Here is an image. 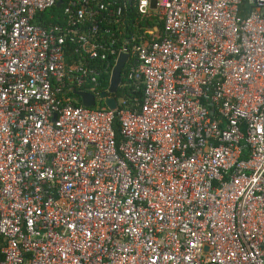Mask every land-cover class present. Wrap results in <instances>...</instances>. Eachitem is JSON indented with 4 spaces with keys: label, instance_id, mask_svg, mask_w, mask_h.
<instances>
[{
    "label": "built area",
    "instance_id": "obj_1",
    "mask_svg": "<svg viewBox=\"0 0 264 264\" xmlns=\"http://www.w3.org/2000/svg\"><path fill=\"white\" fill-rule=\"evenodd\" d=\"M58 1L0 0V264H264V0Z\"/></svg>",
    "mask_w": 264,
    "mask_h": 264
},
{
    "label": "trees",
    "instance_id": "obj_2",
    "mask_svg": "<svg viewBox=\"0 0 264 264\" xmlns=\"http://www.w3.org/2000/svg\"><path fill=\"white\" fill-rule=\"evenodd\" d=\"M68 0H62V3L57 6H53L52 8L45 10L43 12H41L40 14L37 15V21L40 22L43 26H48L49 23H59V24H63L65 23V17H64V13H63V9L66 5ZM132 17L134 16V13H132ZM104 22H102L100 24V28L103 29L104 28ZM114 29L116 28L115 25H113ZM70 46H73L72 43H70ZM89 66L90 65H95L99 68H101L102 72L99 74L98 78L100 79L101 82V87L102 89L106 88L109 84V78H110V71L109 69L107 71H103V69H105V62H100L97 60H92L90 59L89 62L87 63ZM126 70V65L124 66L123 70H122V75H121V83H124V73ZM128 83L129 85H133L132 80H126L125 83ZM119 84V87L117 89V91L114 93V96L116 98L119 99L120 96H127L129 101H132L133 97H138L139 99H142L143 97V91H142V87L136 91L132 90V87L130 86H125L122 87V84ZM115 130H116V139L117 141H119L121 139V135L119 133L118 127H119V123L116 120V123L114 125Z\"/></svg>",
    "mask_w": 264,
    "mask_h": 264
},
{
    "label": "water",
    "instance_id": "obj_3",
    "mask_svg": "<svg viewBox=\"0 0 264 264\" xmlns=\"http://www.w3.org/2000/svg\"><path fill=\"white\" fill-rule=\"evenodd\" d=\"M61 4V0L57 2V6ZM128 58V55L122 53L118 56L116 63L114 64L111 75L110 82L107 91H103L101 96L104 97L105 104L108 108L114 109L116 107V99L113 96H109V93H115L118 89V86L121 82L122 70L125 66V62ZM77 94L81 97V102L85 106H92L96 103L95 97L92 94H89L85 91H77Z\"/></svg>",
    "mask_w": 264,
    "mask_h": 264
}]
</instances>
